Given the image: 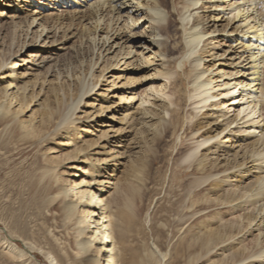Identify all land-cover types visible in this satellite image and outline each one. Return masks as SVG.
<instances>
[{
	"label": "bare ground",
	"instance_id": "1",
	"mask_svg": "<svg viewBox=\"0 0 264 264\" xmlns=\"http://www.w3.org/2000/svg\"><path fill=\"white\" fill-rule=\"evenodd\" d=\"M19 1L23 2L25 0H8L6 2H9L10 6L14 4L13 9L8 12L14 17L13 20H21L23 22L21 28H26V35L23 36L24 39L27 37V30L33 26L39 30L33 32L35 43L42 40L41 37L45 29L46 33L44 36L49 33L55 35L56 27H46L47 20H51V18L44 20L45 23L42 21L44 7L47 8L50 4H45L44 7L37 9V5L40 3L39 0H26L23 2L24 5L31 8L33 6L36 12L32 13L31 11L22 12V9L20 10L18 6L19 3H17ZM121 1L123 0H96L91 4V6L93 5V10L88 13V18H86L87 16L84 17L86 18L84 22L87 19L91 22L90 26L84 29V31L90 29L88 32L86 31V42L89 49H91L88 66L82 72H73V74L72 70L67 69L64 73L65 77H62V79H60L61 75L59 73L55 75L54 80L56 82L59 80L60 86L54 87L51 90L52 104L49 107L43 105V119L39 120L38 123L34 121V118H30L29 120H22L20 118V115L27 109V100L35 98L36 94L26 95L28 87L27 82H25L26 79L23 77L27 68L22 70L23 74L19 70L24 66L21 63L30 64L29 70L39 69L50 58L47 57L48 54H44L43 56L39 52L41 48H34L36 49L35 55L25 57L24 54H20L21 51L11 52L10 48L6 51L4 48V51H2L3 46L0 45V171L7 166V161L13 158L12 147L15 149L17 143H20V147L23 144L33 146L38 143L46 148L49 143L56 141L54 147L50 148L53 154L54 151L58 150L57 147L63 141L67 143L71 142L74 147V150L69 154L59 156L57 159L46 158L43 163L38 162L37 165L35 164L31 172H22L25 175L17 179L16 183L18 185L7 188L5 194L13 193L11 198L16 201V210L23 209L26 205L25 199L27 198L30 200L29 203L31 205L39 204L40 207H44L48 212L56 211L55 217L64 221L67 233H72L76 256L87 254L94 247L91 250L92 255L85 260L86 263L117 264L119 257L117 246L125 243V233L132 228L130 226L136 224L135 217H137V232H142L144 230L142 227V215L147 212L153 200L161 195L163 187L167 185L163 191V197L158 198L156 201V208L150 218L148 233L144 234V236L152 239L151 245L145 250L146 264H262L260 260L264 257V235H262L260 244L256 245L250 253H247L246 249L242 246L236 249L234 244L227 245V242L240 236L243 230H246L252 224H254L257 231L261 230L260 225H264V140L261 138L263 135L258 132L260 133V138L255 139L251 145L244 148L248 149L246 154H250L249 160H252L250 163L258 165V167L254 166L253 169L258 172L259 177L253 175V180L249 185L242 187L239 183L242 182L243 177L239 176L250 172V170L246 172L238 170L240 166H243L244 161L239 166L231 165V163L228 165L227 163L226 167L225 165L221 167L217 163L220 156L216 153L219 150L224 156L226 151L230 150V148L232 150L236 142L247 141L249 135L244 138H237L236 134L239 131L229 130V127L235 120L220 124L217 121L223 118L224 115L221 112H216L220 111L221 107L225 105L224 98L231 95L234 96L235 100L238 94H243V88H253V84L258 81V63L256 64V57H254L252 51L253 46L259 49L262 48L261 42L264 41V33L262 30H257L254 26L251 27L245 22L249 17L240 16L239 14L243 12L240 8L236 7L237 11L235 12L237 13L231 14L232 18H224L225 15L222 12L224 9L222 7L223 4L218 3L215 5V3L210 4L213 2H206L210 0H168V3L166 0ZM202 1L204 3L199 6V3H202ZM255 1L248 0L247 2L251 4ZM70 2L74 4L78 3L76 0H71ZM83 2L86 3L87 1L83 0ZM165 2L176 13L179 21L177 23L179 28H174L173 35L171 36L168 30L174 27L173 22L170 20L173 15H170L169 20L166 19L164 11H168V7L165 5ZM261 2H263L262 5L264 6V0H261ZM224 3L227 4V7H230L228 0ZM0 5H3V0H0ZM105 5L108 12L106 11L107 9H104ZM2 11H0V17L3 13ZM124 11H129L124 26L128 30L125 42L120 37L123 33L119 34L120 30L113 32L114 29H112L113 26H116L121 21ZM104 14L105 16L109 15V18L112 16L107 24V28L109 27L110 31L107 30L103 33V37L99 41H96L95 34L102 32ZM135 14L137 15L136 17H134ZM21 15H24V17H21ZM261 16L262 18L264 17L263 12ZM21 21H19L20 24H22ZM11 22L13 28H16L17 25L19 27L18 22ZM242 22L245 24V31H243L240 25ZM69 23H73V19H70ZM262 24H264V21H262ZM145 25L147 27L143 31L137 32V34L132 33L135 30L138 31L139 28L142 29ZM2 26L3 24L0 22V33L3 30ZM252 30H255L254 33H248ZM216 34L221 35V39H213L211 37V35L214 36ZM249 35H252L250 39L247 38ZM207 36L210 37L207 38ZM133 38H137V45L142 41L141 46H143L144 53H152L151 57L153 60L148 61V65H152L155 59L159 62V66L155 68L158 78L167 81L172 80V87L174 88L172 95L175 98V102L169 101L168 106L161 104L162 108L160 112L143 111L140 119H137V127H141L137 129V134L131 139L132 145L135 144L134 141H137V160L134 159V161L130 162L126 178H124V182L128 181V185L124 189L125 197L122 199L121 205L115 202L117 211L114 213L110 207L111 204H114L113 199L107 198L104 200L103 198L102 192H104V188L92 190L89 181L86 182L84 180L81 183V179L79 181L67 179L68 176L66 175L71 174L68 172L69 168L79 163H85L84 167L78 168L76 166L73 169L75 173H80V177L87 173L91 175L90 181H94L92 175L98 174L97 171H91L90 169L91 166L94 169L95 163L98 162L95 159L90 160L92 155L89 153V148L96 145V142L83 141V133L86 135L90 133L86 130L88 126L86 125V129H82L76 122L88 120L93 123L96 115L99 114L103 118L105 110L100 108V110L96 111V115L95 112L79 115L77 111L85 107L84 99L98 87V80L103 78V71H100L95 82L89 80L93 77V69L104 58L101 57V50L109 54L112 49L113 52L117 49V54L113 57L114 66L105 69V71H108L111 68H115L125 59L135 56V52L133 53L131 48L127 46ZM115 40L117 41L116 43ZM221 43L226 47L227 51L219 53L223 47ZM234 43H237L240 49H242L241 54L237 55L236 51H234ZM39 44H41L40 47L44 48L43 40ZM11 45L9 44V47ZM21 48L24 49V46L21 45ZM99 49L101 50L98 53V58L96 62H93L94 54ZM263 51L260 49L258 54H262ZM227 52L231 54V57L236 58L240 62L237 65L243 66L245 64L243 72L237 71L230 75L225 73L218 74L216 72L218 75L211 77L210 75L215 73L212 69L216 66V59L223 57ZM41 56L43 57L41 58ZM12 58L16 59L12 64L14 67L8 68L9 61ZM25 58L31 59V61ZM207 58L213 61L212 64L207 65L204 62V59ZM138 60L141 63L139 57L137 58V62H139ZM186 63L189 64L188 72L187 69H184ZM123 65L126 66L127 64L123 63ZM176 65L181 67L180 73L175 71L173 73ZM247 65H249V68L245 69ZM247 72L248 74L246 75ZM236 75L240 77L234 79V82L232 79L230 80L233 82L231 84L233 85L232 89L239 87L240 90L235 92L225 90L222 96L220 94H211L212 86L217 80L216 78H232ZM78 76L79 78H77ZM35 77L36 79L38 78V76ZM74 77L75 81H72L71 86L69 80H74ZM186 80L187 83L185 85ZM225 86L229 87V83H225ZM255 86H257V83ZM262 90L263 88L261 87V94ZM150 91L157 93L153 90ZM159 94L166 97L163 91H159ZM249 94L252 96L251 92L247 95ZM218 96H221V98H218ZM192 99L194 100L192 103L194 111H197L200 106L214 101L208 106L211 108V117L214 116L215 118L212 123L187 124L189 121L186 116H181V112L186 107L187 101ZM120 100L124 101L122 97ZM253 104L255 105L252 106V109L256 112L257 104L256 102ZM170 107H174V109L170 110ZM147 115L152 118L149 122L144 121V117ZM168 115L170 116L169 121L165 119ZM153 117L155 118L154 121ZM123 120L119 121L122 122ZM248 120L250 121L251 117ZM250 124L256 126L253 123ZM207 126L209 127L206 130L199 133L200 130ZM252 126L249 128L251 129ZM249 128L246 130L249 131ZM112 133L114 134L115 132ZM223 133H226V137L217 145L207 146L212 140L217 139ZM102 136L106 138L108 136L107 132L102 134ZM80 137L81 141H77ZM181 137L185 139L191 137L196 141L200 139V141H197L196 147L181 155L182 149H176L174 142L175 139H181ZM121 140L118 138L117 144H122ZM79 143L84 144L83 146H78ZM228 143L231 144L226 145ZM203 146H206L205 152L199 153ZM125 148L127 149L126 145H124L123 149ZM174 150H176L174 157H178L176 161L180 160L182 163L189 164V168H186L183 172L172 170L166 179L168 170L165 173L166 166L162 162L165 161L166 157L171 160ZM211 156H216V158L212 160ZM69 162L72 165L69 164V167L61 173L57 171L58 167ZM111 162L116 164L117 161L113 157ZM87 168L88 171H86ZM187 170H190V174L195 177L186 185L183 183L176 186L177 188L181 186L183 192L179 193L176 201L171 203L166 201L167 194L171 193L168 185L175 183L177 180H182L186 176ZM74 172L73 176H75ZM231 179L236 180L234 181L237 182L235 186L226 191L224 189L221 190L223 183L226 184L229 181L228 185L232 184L230 182ZM82 184L85 185L84 188ZM98 184L101 183L98 182ZM33 191L35 192L31 197L30 194ZM202 193L206 194L200 200L199 195ZM172 194L175 196L176 192ZM136 195L137 214L133 211V199ZM179 200L184 201H182L183 204L180 206L179 213H175L173 208ZM162 203L165 205L162 206ZM219 205L228 206L232 208V211L239 213L243 211L242 219L244 226L237 225V223L222 224L221 222H216L214 224L212 222L214 220L222 221L221 212L216 209V206ZM248 207L256 209V213H246L245 209ZM208 210H210L208 213L201 215V213ZM8 212L11 213L10 220L13 221L14 219V222H12L14 224L8 227L9 233L11 236L12 234L17 235L15 229H17L18 221L15 222V215L11 209ZM115 218L120 222V227L118 226L119 231H115L117 229L116 225H114ZM181 230L182 235H186V238L180 241L177 240L171 248L169 246L167 248L162 246L163 240H172ZM23 238L25 241H28V237L24 234ZM18 245L11 238L0 240V248L4 247L3 250H7L6 254L14 255V259L18 263L24 264L28 260L24 250L25 247L22 246L23 249L21 250L18 248ZM122 247L123 252L128 250V248L125 247L124 249V246ZM226 252H229L227 257L222 258ZM46 255L49 264H58L51 252H47Z\"/></svg>",
	"mask_w": 264,
	"mask_h": 264
},
{
	"label": "rangeland",
	"instance_id": "2",
	"mask_svg": "<svg viewBox=\"0 0 264 264\" xmlns=\"http://www.w3.org/2000/svg\"><path fill=\"white\" fill-rule=\"evenodd\" d=\"M8 0H3V5H0V11H2L1 15V24L2 26V32L0 33V45H2V51H5L10 48L11 52H20V54H24L25 57H31L35 55L34 48L40 49L39 51L41 54H48L47 57L50 58V60H47L46 64L44 66H41L39 69L29 70L30 64L26 65V63H21V65H24L21 70H19L20 73L23 74L22 70L27 68L26 72L24 73V77L27 82V91L26 95L30 96L32 93L36 97L33 99L27 100V109L24 113L20 115V118L22 120H29L30 118H34V121L38 123L39 120L43 119V105H47L49 107L50 104H52V97H51V90L54 89V87H59V80L56 82L55 75L59 73L61 75L60 79L62 77L64 78L65 71L72 70L73 72L79 73L85 70L88 66V61L91 55V49H89L88 43L86 42V35L88 31H84V29H87L91 22L89 19H87L84 22V19L88 18V13L93 10V5L96 0H86L87 2L84 3L83 0H76L78 3L74 4L70 2L71 0H39V4L37 5V9L39 7H44L45 4L48 5L47 8L44 7V13L42 14L43 19L42 21L46 20L47 18H51V20H47L50 22L46 23V27L52 28L56 27V33L53 34H47L45 35L44 30L41 39L44 43V48L40 47L42 40H39L35 43L33 32L39 31L37 27H31L27 33L26 39H24L23 36H25L26 28H21L23 26V22L21 20H13L14 17L8 13L13 9V5L11 6L8 4L9 2H6ZM26 1V0H25ZM23 1V2H25ZM53 1V3H51ZM125 1V0H123ZM121 1V2H123ZM165 1V0H164ZM230 7H227V4L224 2H227V0H210L206 2H213L210 4H223L222 7L224 8L222 10L223 14L225 15L224 18H232L231 14H236L237 8H240V10H243L242 13H240V16L249 17L246 19V23L249 24L251 27L254 26L257 30H262L264 33V24L261 25L262 21H264V17L262 18L261 14L264 13V6L262 5L263 2L261 0H256L253 3H248V0H228ZM23 2H17L19 3L18 6L20 7V10L22 9V12L31 11L32 13H36L35 10L24 5ZM34 2V1H32ZM168 3V0H166ZM165 2V5L168 7V11L165 10L164 14L166 15V19L169 20L170 15L173 17L170 18V20L173 22L174 27L170 28L169 34L170 36L173 35L174 28H179L178 24L179 21L176 17V13L173 12L169 4L167 5ZM260 2V3H259ZM12 3V1H10ZM59 3V4H58ZM204 1H202L203 4ZM255 3V4H254ZM249 4V5H248ZM254 4V5H253ZM243 5V6H242ZM247 5V6H246ZM133 6V5H129ZM260 6V7H259ZM247 7V8H246ZM130 8V7H129ZM254 8V9H253ZM262 8V10H261ZM104 9H107V6H104ZM26 10V11H24ZM108 12V9L106 10ZM129 11H124L122 13V19L120 22L117 23L116 26H113L112 29L113 32L115 30H120V33H123L122 41L127 39L128 30L124 28L126 23V18L128 16ZM251 12V13H250ZM260 12V13H259ZM26 14V13H25ZM24 14V15H25ZM253 14V15H252ZM24 15H21V17H24ZM27 15V14H26ZM45 16V17H44ZM87 16V17H86ZM103 25H102V32H97L95 34L96 41H99L101 37H103V33H105L107 30L110 31V28H107L108 20L112 18V16L109 18L105 14L103 15ZM137 15L135 14L134 17ZM256 16V17H255ZM86 17V18H84ZM139 18V17H138ZM240 18V17H239ZM255 18V19H254ZM262 18V19H261ZM59 19V21H57ZM70 19H73V23H69ZM75 19V20H74ZM78 19V20H76ZM242 19V18H241ZM237 20V19H236ZM13 21L14 23L19 24V27L16 26V28H13V25L11 24ZM22 24H20V22ZM63 22V24H61ZM80 22V23H79ZM45 23V22H44ZM224 24V23H223ZM21 25V26H20ZM237 25V24H236ZM235 25V26H236ZM241 27L243 28V31L246 29L245 24L242 22ZM257 25V26H256ZM259 25V26H258ZM261 25V26H260ZM147 25H145L142 29L139 28V30H135L132 33L137 34V32L143 31ZM258 27V28H257ZM124 28V29H123ZM52 31V30H51ZM253 31V32H252ZM249 31L254 33L255 30ZM32 32V34H31ZM112 32V34H113ZM54 33V32H51ZM131 33V34H132ZM112 36V35H111ZM252 35L247 36L248 39H250ZM264 36V35H263ZM48 37V39H46ZM137 37V36H135ZM210 36H207V38ZM211 37L213 39H221V35H214ZM206 39V38H205ZM140 40V39H139ZM117 41L115 40V43ZM131 43L127 46L131 48V51L134 53L135 56L133 58L125 59L123 62H120L115 68H111L108 71H105L106 68H109L110 66H114L113 63V57L117 54V49L113 52V49L110 51L109 54H107L105 51L99 49L96 51L93 57V62H96V59L98 58V53H100L101 50V57H104L102 62L100 61L96 67L93 69V77L89 80L92 82H95L97 80L98 74L100 71H103V78L98 80V87L93 90L91 94H89L86 99H84L85 107H82L80 111H77V114L82 115V113H94L97 114L96 111L100 110V108L104 109L103 112V118L101 116L96 115V117L93 120V123L90 121H79L78 126H81L82 129H86L89 131V134L83 135V141L87 142H96V145L89 148V153H91L92 158L90 160H98V162L95 163V168L91 166V171H97L98 174L92 175L94 177V181H90V174H83L82 177H80V173L77 174L74 172V169L76 166L78 168H83L85 163H79L72 166V168L68 169V172H70V175L67 179L77 180L82 183V181L86 180V182L91 183V188H104V192H102V195L104 200L107 198L111 200L113 199V203L111 204V210L112 212H116V204L121 205L123 202V198L125 197L124 189L128 185V181L124 182V178H126L128 167L130 165V162L134 161V159L137 160V141H134L135 144H131V139L137 134V129L141 126L137 127V119H140L143 111H155L160 112L161 111V104L163 105H169V101L175 102V98L172 95L173 94V87H172V80H164L158 78L157 71L155 68L159 66V62L155 59L152 65H148L147 62L150 60H153L151 57L152 53L143 51L142 41L137 45V38H133ZM140 42V41H138ZM263 43V44H262ZM9 44H12L11 47H9ZM114 44V43H113ZM222 44V43H221ZM227 44V43H226ZM21 45L24 46V49L21 48ZM228 45V44H227ZM257 45V44H256ZM223 46V44H222ZM261 50H264V41L261 42ZM234 51H236V54H241L242 49H240V46L237 45V43L233 44ZM97 49V48H96ZM256 46H253V53L254 57H256V64L258 63V81L257 86H255L256 83L253 84V88H243V94H238L236 99L234 100V96H227L223 99L225 102V105L221 107V110L216 112H221L224 117L219 119L217 122L220 124H223L225 122H231L235 120V122L229 127V130L233 131H239L237 135V138L239 137H246L248 136L249 139L247 141H242L241 143L236 142L234 144V147L230 148V150L226 151L224 156L222 153L218 150L217 155L220 156L218 158L217 163L220 164L221 167L225 165V167L230 165H241L243 164L242 161H244L243 166L239 167L238 170L241 172H250L248 174L244 173L241 174L239 177H243L242 182L239 184L244 187L246 185H249V183L253 180V175H257L259 177V174L256 170L253 169L254 166L258 167L257 164L250 163L249 160V153H247V150L244 149L246 146L252 144V142L255 139L260 138V133L263 135L262 140H264V51L262 54H258V51L260 50ZM1 50V49H0ZM43 50V51H42ZM222 51H227L226 47L221 48ZM144 53V54H143ZM143 55V56H142ZM229 52L224 54L223 57L217 58L215 62V67L212 69L215 71V73L211 74L210 76L215 77L218 74L225 73V74H234L237 71L243 72V66L237 65L240 62L236 60V58H233L230 56ZM41 56V58L43 57ZM141 59L138 60L137 58ZM259 57V58H257ZM232 58V59H230ZM28 60L27 58H25ZM16 61L15 58H12L9 61L8 68L14 67L12 65ZM28 61H31L28 60ZM210 58L204 59V62H206L207 65L212 64L213 61H211ZM210 62V63H209ZM123 63L127 64L126 66L123 65ZM206 65V66H207ZM205 66V67H206ZM249 65L245 67V69H248ZM184 69H187V72L189 71V64L186 63L184 66ZM181 67L179 65H176L174 71L180 73ZM200 70V69H198ZM216 72L218 74H216ZM248 72L246 73V75ZM63 75V76H62ZM209 75V74H207ZM206 75V76H207ZM35 76H38L36 79ZM240 76L236 75L235 77L228 78L223 77L221 79L216 78L217 80L214 82L211 90V94L215 95H224L223 92L225 90H228L229 92H235L237 90H240L239 87L236 89H232L233 85H231L234 82V79H238ZM79 78V76L77 77ZM88 78V77H87ZM233 80L231 82L230 80ZM260 80V82H259ZM71 82L74 80H69ZM1 83V82H0ZM187 83V80L185 82V85ZM225 83H229V87L225 86ZM165 85V86H164ZM244 86V85H243ZM263 88V92L261 94L260 89ZM41 90V91H40ZM150 90L156 91L157 93L151 92ZM159 91H163V93L166 94L165 96H161L159 94ZM252 93L247 95L248 93ZM247 93V94H246ZM255 93V94H254ZM246 94V95H244ZM243 95V96H242ZM221 96H218V98H221ZM240 96V97H239ZM122 97L121 101L120 98ZM256 97L255 99H253ZM251 98V99H250ZM193 99L187 101L186 107L183 109V112H181V116H186L187 120L189 121L187 124H204L205 122L212 123L213 120H215L214 116L211 117V108L208 106L212 104L214 101H210L202 106L199 107V109L196 111L193 110ZM216 101V100H215ZM147 102V103H144ZM257 104L256 112L253 111L252 106L255 105L253 103ZM258 102V103H257ZM143 103V104H141ZM170 110H173L174 107H170ZM255 113L253 115V113ZM33 115V117H32ZM78 116V115H77ZM149 115L144 117L145 122H149L152 120V118ZM251 117V120L249 121L248 118ZM154 118V117H153ZM124 119L122 122L119 120ZM167 121L170 120V116H166L165 118ZM155 118L153 119V121ZM111 122V123H110ZM113 122V123H112ZM253 123L256 126H252ZM252 126L250 129L249 127ZM186 127V126H185ZM209 126L206 128H203L200 130L199 133H202L204 130H206ZM249 128L250 130L247 131L246 129ZM112 130V131H111ZM111 131V132H110ZM108 136L106 138H103L102 134L106 133ZM112 132H115L114 134ZM251 132V133H250ZM260 132V133H258ZM253 134V135H252ZM259 134V135H258ZM137 137V136H136ZM226 137V133H223L220 135L217 139L212 140L207 146L211 145H217L221 140ZM118 138L122 139V144H117ZM198 138V137H197ZM235 138V137H234ZM242 138V139H243ZM130 140V141H129ZM167 140V139H165ZM81 141V137L77 140ZM197 141H200L198 139ZM197 141L194 138H184L181 137L177 140L175 139V145L176 149L181 148V155L187 153L197 145ZM55 142L49 143L46 148H44L40 144H35L33 146H30L29 144H23L20 147V143H17L15 149L12 147V156L13 158L9 159L7 161V166L4 167L0 171V240L2 239H14L15 242H17L18 248L21 250L24 248L25 253L27 254L28 260L25 261L24 264H49V260H47V252H51L58 264H88L86 263V259L89 258L91 254V250L94 248L92 247L90 252L87 254L82 255H75V249H74V238L72 236V233L65 230L64 227V221L62 219L55 217V212L51 211L48 212L44 207H40L38 205H31L29 203V199L25 196V206L21 210H16L17 204L16 201H14L12 197L13 193H6L5 191L7 188H12L16 185H18L16 182L17 179L24 176L25 173L22 174V172H31L33 168L35 167V164L37 163H43L45 159L53 158L57 159L59 156H63L65 154H69L74 150V147L72 146L71 142L67 143L65 141L62 142L61 145H59L57 148L58 150L53 151L50 150V148L54 147ZM89 143V144H90ZM78 144V143H77ZM84 143H79L78 146H83ZM167 144V143H165ZM231 143H228L226 145H229ZM124 145H126L127 149H123ZM130 145V147H129ZM221 146V145H219ZM166 147V146H165ZM129 148V149H128ZM206 149V146L201 147L199 153H204ZM175 151H173V157L171 160H169L168 157H166L165 161L162 162L164 166H166L165 173L166 179L171 174V171H182L186 170V168H189V164L182 163L180 160L176 161L178 157H174ZM56 152V153H55ZM236 155V157H234ZM117 161L116 164L114 162H111L112 159ZM212 160L216 158V156H211ZM4 164V163H3ZM69 163H65V165H61V167L57 168V171L60 173L64 171L67 167H69ZM72 165V164H71ZM94 165V164H93ZM253 165V166H252ZM39 166V165H38ZM160 166V164H158ZM88 171V168L86 169ZM90 171V170H89ZM236 171V170H235ZM73 172L75 176H73ZM164 173V174H165ZM195 176L190 174V170L186 171V176L182 180H177L175 183H171L168 185V189L171 190V193L167 194L166 201H169L170 203L173 201H176L179 197V193L181 194L182 189L181 186L178 188L177 185H182L183 183L186 185L189 183ZM119 180V181H118ZM181 181V182H179ZM236 180L231 179L230 182L232 184L228 185L229 181L225 184L223 183L221 185V190H227L235 186L237 182H234ZM101 183V184H98ZM179 182V184H178ZM130 184V182H129ZM83 188L85 187L84 184H82ZM167 186V185H165ZM165 186L163 187L162 193L158 198L163 197V191L165 190ZM160 189V187H159ZM33 191L30 196L32 197L34 195ZM176 192V195L174 196L172 193ZM183 193V192H182ZM206 193H202L200 196L201 198ZM22 198V197H21ZM157 198V199H158ZM157 199L153 200L152 204L149 206L147 212H145L142 215V227L144 230L142 232H137V217H135V223L134 226H130V230L125 233V243L121 244V246H117L118 248V260L117 264H146L145 260V250L148 248L151 243L152 239L148 236H144V234L148 233L149 226H150V218L152 217V214L155 212L156 208V201ZM182 201L179 200L176 206L173 208L175 213H179L180 206L183 204ZM215 204V203H214ZM165 204L162 203V206ZM217 211L221 212V218L222 221L214 220L212 221L214 224L216 222H221L222 224H229V223H237V225L244 226V221L242 219L243 211L236 212L232 211V208H229L225 205H219L216 206ZM11 209L12 212H14L15 215V222L18 221L17 229H15V232L17 235H10L8 227H11L14 223L10 220V214L8 210ZM247 212H254L256 213V209L252 207H248L245 209ZM133 211L135 214H137V195L133 199ZM208 211H204V213H201V215H204L208 213ZM57 213V212H56ZM160 214V213H159ZM185 214V213H183ZM77 216V214H75ZM174 215V213H173ZM259 218V217H258ZM74 219V217H73ZM115 218V231H119L118 226L120 222ZM158 221V220H157ZM66 224V222H65ZM159 226H161L160 223H158ZM120 227V226H119ZM134 227V228H133ZM261 230L257 231L256 227H254V224H252L250 227H248L246 230H243V233L238 236L237 238L233 240H229L227 242L228 244H234V247L236 249H239L241 246L246 249L247 253L252 252L253 248L260 244V240L262 238V235H264V225H260ZM23 234L28 237V241H25L23 238ZM181 236V237H180ZM180 237V239H179ZM186 238V235H182V230L179 234H177L172 240H163L162 246L164 248H167L168 246L171 248V246L177 241ZM28 243V245H26ZM15 244V243H13ZM16 245V244H15ZM23 246V247H22ZM124 246L128 248L127 251L123 252L122 249ZM4 247L0 248V264H21L18 263L16 259H14V255L6 254L7 250H3ZM213 253V252H211ZM229 252H226L223 254L222 258H226ZM212 255V254H211ZM262 260V261H261ZM260 260L262 264H264V257ZM142 262V263H141ZM163 264V263H162ZM199 264V263H198ZM260 264V263H258Z\"/></svg>",
	"mask_w": 264,
	"mask_h": 264
}]
</instances>
